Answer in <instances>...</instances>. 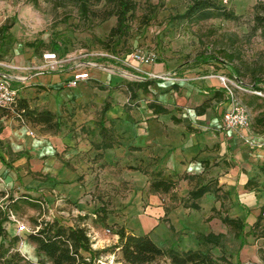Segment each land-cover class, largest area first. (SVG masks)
Masks as SVG:
<instances>
[{
  "label": "rangeland",
  "instance_id": "obj_1",
  "mask_svg": "<svg viewBox=\"0 0 264 264\" xmlns=\"http://www.w3.org/2000/svg\"><path fill=\"white\" fill-rule=\"evenodd\" d=\"M134 1L138 4L136 15L139 16L146 0ZM213 1L233 11L239 19L226 21L215 18L191 24L176 18L185 11L190 0H149L151 4L157 6L156 13L150 22L145 26H139L138 22L133 21L126 42L120 41L115 51L110 53L102 50L92 37L103 39L114 25V18L88 28L85 22L78 20L73 6L64 0H36L35 2L0 0V26L11 25L0 39V58L27 50L29 47L26 44L33 43L38 55L56 52L59 59H69L75 63L83 61V70L89 75L88 79L72 91V97L68 100L82 102L65 105L60 114H57L60 125L58 132L53 134L41 128L36 138L39 139L42 136L48 141V134L55 138L73 132L78 138L77 144L81 143L86 147L82 151L83 156L77 162L94 173L92 185L97 186L90 187L89 192L85 194L90 195L91 198H86V205H83L82 209L78 208L76 203L64 200L55 192H52L54 202L51 204L48 200V178L42 175H39L41 179L32 177L39 182L35 189H32L33 193L21 194L17 189L5 190L13 197L26 195L36 199L40 204L38 210L20 205L5 224L9 237H18L15 248L25 257L34 262L40 258L34 244L26 238L29 233L38 228L34 226L32 219H36L37 222L57 219L64 224L74 225L80 217H85L80 223L87 230L93 250H103L115 245L117 243L115 232L118 227H123L133 234H148L151 240L163 249L209 252L219 264H264V253L261 252L264 250L262 239L245 235L242 242L217 218L208 220L203 216L200 219L195 216L183 218L177 216V218L180 217L179 222L186 226L177 231L169 229L165 218H159V221L153 224L151 219L156 220V214H152L155 205L147 199L146 186L136 188L134 178L127 170L126 161L120 159V162L115 165L108 164L100 151L98 156H95L97 152L91 148L98 140L97 123L103 104L115 99L130 101L125 92V83L143 80L142 78L146 77L145 73H148V69L154 65L171 67L173 77L183 79L182 82L192 85L195 83V80H192L194 76L199 77L198 79L205 76L216 78L221 76L233 83H240L239 85L250 84L247 77H238L232 72L231 68L236 65V62L230 65L220 58V52L236 50L245 64L250 66L264 57V40L258 31L250 33L251 18L256 12L255 5L264 3V0ZM231 44H233L232 47ZM134 51L153 52L154 63L148 66L134 64L124 66L119 64L118 60L101 55L106 53L120 59ZM152 81L154 82L150 88L156 91L155 82L159 80ZM259 87L264 89V83H260ZM242 92L243 90H237L241 102ZM150 99L149 95H144L138 90L137 97L132 103L137 106L136 101ZM248 112L252 120L253 113L249 109ZM247 132L251 135V128ZM229 160L234 161L231 154ZM134 164L137 165V163ZM146 164L151 165L150 162ZM25 165L28 166L27 163ZM256 168L259 171L257 181L261 185L264 157ZM143 169L150 171L147 165ZM81 180L84 182L82 177ZM1 187L3 185L0 182ZM256 191L263 192L259 188ZM258 198L262 200H259L256 206H250L247 209L246 217H244L245 211L242 212L238 208V200L230 199L227 214L231 218L244 217L245 231L258 215L264 195ZM165 204L170 206L169 202ZM179 206H181L180 203ZM102 217L115 221L117 224L108 226L104 224ZM173 221L176 223L174 219ZM204 227H209L212 233L220 229L223 231L221 248L205 246L201 243L199 235L204 231ZM160 263L163 261L161 260ZM94 264L123 263L118 249H115L112 253L100 254Z\"/></svg>",
  "mask_w": 264,
  "mask_h": 264
},
{
  "label": "crops",
  "instance_id": "obj_2",
  "mask_svg": "<svg viewBox=\"0 0 264 264\" xmlns=\"http://www.w3.org/2000/svg\"><path fill=\"white\" fill-rule=\"evenodd\" d=\"M52 53L58 58L56 52ZM43 54L38 55L35 48L29 47L12 56L0 58L3 65L0 66V74L11 80L17 91V99L24 100L29 109L51 111L57 116L63 106L82 102L68 100L72 97V91L83 81L74 88L67 87V84L74 74L86 73L84 63L58 58L60 64L55 70H42L39 68L45 63ZM147 72L164 76L155 82L156 91L148 87L150 100L136 101L137 106L133 105V101L128 103L121 99L106 102L107 109L101 113L98 122L101 120L105 127L112 128L118 139L112 148L97 149L101 141L97 126L98 140L91 147L97 152L95 156L100 151L105 162L112 165L120 162V159L126 161L127 167L139 166L143 169L147 165L150 171L159 169L172 179L181 175H201L204 178L202 184L213 179L218 187L229 193L230 199H237L247 209L256 206L262 200L258 197L264 193L257 192L258 188L245 190L244 185L250 179H259L256 165L264 157V134H256L252 130L251 135L248 130L241 133L224 130L221 126V115L226 107L224 98L219 102L212 101L201 114L197 113L204 100L210 98L214 91L222 89L215 76L201 79L194 76L192 80L197 85H192L173 77V70L167 65H154ZM145 76L143 80H153ZM151 101L162 105L169 113L154 115L147 108V103ZM0 127L1 190L17 189L21 194L33 193L32 189L39 182L32 177L41 179L39 175H42L48 178V200L51 204L54 202L52 192H55L64 200L76 203L80 209L86 205V198L91 197L85 194L90 187L96 188L97 185H92L94 173L77 162L86 147L77 144L78 138L73 132L55 138L48 134V141L42 136L38 139L36 134L43 127L31 126L14 116L2 114ZM230 154L234 161L229 160ZM149 162L151 165L146 164ZM203 162H208L206 169ZM129 171L136 188L146 186L147 199L155 205L152 214H156V220L151 219L153 224L159 218H165L169 226L177 231L186 227L179 222L180 217L195 216L200 219L203 216L207 219L211 208L219 209V202L207 193L196 201L198 211L185 209L179 204L165 211L166 207L172 205L169 195L148 193L149 176L139 171ZM189 189L188 182L180 180L175 193L180 200L185 199ZM165 202H169L170 206ZM244 217L233 218L243 220ZM104 224L115 226L117 222L105 218ZM204 228L201 235L213 232L209 227ZM214 234H223V231L220 229Z\"/></svg>",
  "mask_w": 264,
  "mask_h": 264
},
{
  "label": "trees",
  "instance_id": "obj_3",
  "mask_svg": "<svg viewBox=\"0 0 264 264\" xmlns=\"http://www.w3.org/2000/svg\"><path fill=\"white\" fill-rule=\"evenodd\" d=\"M32 1L35 2L36 0ZM64 1L73 6L77 12L78 20L85 22L88 28L103 23L110 18L115 19L114 25L103 39L95 36L92 37V40L102 50L110 53L115 51L120 41L126 42L133 21L138 22L139 26H145L155 15L157 9L156 5L146 0L141 15L137 16L138 4L134 0ZM255 11L251 18L250 33L253 34L258 31L264 40V3H257ZM176 18L191 24H198L215 18L226 21H237L239 19L233 11L218 5L213 0H190L185 11ZM10 28V24L0 26V39ZM26 46L35 47L33 43H27ZM232 46L233 44H231ZM220 58L230 65L236 62V65L231 68L232 72L238 77H247L250 84L245 85L246 88L262 94L256 95L247 91L241 93L242 103L253 113L250 123L251 130L256 134H264V89L259 87L260 83H264V57L260 61L252 63V66L246 65L236 50H222ZM153 82L152 80L126 82L125 92L128 95V100H135L138 90L144 95L149 94L148 87L152 86ZM224 94L225 90L223 88L214 91L210 98L201 103L197 113L201 114L204 109L211 105L212 101L219 102L223 100ZM107 106L105 103L100 112L103 113L107 109ZM147 108L154 115L169 113L166 108L154 101L148 102ZM0 114L14 116L29 123L31 126H41L45 130L52 132H56L60 127L57 116L53 112L31 110L24 100L17 99L10 109H0ZM174 121L178 122L176 119ZM97 126L101 138L97 149L106 150L112 148L118 139L114 135V130L110 127H105L101 120ZM202 165L206 169L208 162H203ZM127 168L149 176L148 193L169 195L172 205L166 207L165 211L179 203L185 209L198 211L199 206L196 204V201L207 193L212 194L214 201L219 202V209L211 208V215L207 218L208 220L212 218L219 219L228 231L233 233L235 237L240 238L242 242L243 236L247 235L254 239H262L264 245V199L254 222L245 231L246 224L244 220L228 216L227 208L230 204V195L227 191H223L218 187L215 180L209 179L202 184L201 182L204 178L201 175H181L176 179H172L165 176L159 169L147 171L139 166ZM262 177L264 179V172ZM180 180L187 181L190 185V189L184 200H180L175 193ZM256 188L263 191L260 183L253 179L248 180L244 185L245 190ZM20 205H26L34 210L40 208V204L37 203L36 199L29 198L26 195L13 197L7 191L0 189V264H94L100 254L106 252L112 253L115 249H118L123 264H165L166 261L167 264H219L217 259H214L209 252L190 249L186 251H179L174 248L163 249L158 247L148 234H133L127 232L123 227H118L115 232L117 236V243L115 245L103 250H93L90 246L91 242L87 235V230L80 223L85 217H80L74 225L64 224L57 219L48 222H37L36 219H32V223L38 228L29 233L26 238L34 244L36 252L40 257L34 262L15 248L18 237H9L5 229L9 216L16 213ZM238 206L247 215V208L239 203ZM102 219L103 221L105 220L103 217ZM169 229L173 230L171 226H169ZM199 238L205 246L222 247L223 235L221 234L209 232L206 235H199ZM261 252L264 253V250H261ZM161 260L163 263H160Z\"/></svg>",
  "mask_w": 264,
  "mask_h": 264
},
{
  "label": "built area",
  "instance_id": "obj_4",
  "mask_svg": "<svg viewBox=\"0 0 264 264\" xmlns=\"http://www.w3.org/2000/svg\"><path fill=\"white\" fill-rule=\"evenodd\" d=\"M101 55L118 60L119 64L124 66H132V64L136 66H148L152 65L155 60V54L151 51H134L120 59L118 57L109 56L106 53ZM42 59L45 60V63L39 68L42 70H55L60 64V60L54 53H45L42 55ZM0 66L3 65L0 63ZM145 75L151 79H162L164 77L152 73H145ZM87 78V73H76L68 81L67 87L74 88L80 81H84ZM218 79L222 88L225 90L224 101L226 107L221 115L222 128L226 131H234L238 133L250 129L251 119L248 108L239 99L237 90L247 91L256 95L262 94L248 88L245 89L246 86L239 85L240 83H233L224 77L220 76ZM16 100L17 91L15 86L7 76L0 74V109H10ZM261 188L264 191V179L262 180Z\"/></svg>",
  "mask_w": 264,
  "mask_h": 264
}]
</instances>
